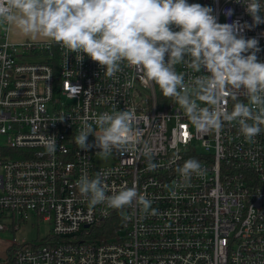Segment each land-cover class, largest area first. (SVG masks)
<instances>
[{
	"label": "built area",
	"instance_id": "built-area-1",
	"mask_svg": "<svg viewBox=\"0 0 264 264\" xmlns=\"http://www.w3.org/2000/svg\"><path fill=\"white\" fill-rule=\"evenodd\" d=\"M238 2L188 0L211 7L219 23L252 25L245 0ZM6 28L0 46V236L13 234L29 217L51 230L39 243L0 245V264H264V130L251 141L236 121L224 122L219 132H199L136 67L122 65L109 77L97 62L87 56L78 62L58 44L10 43ZM242 34L259 41L257 56L264 62V24ZM176 70L186 82L205 74L184 64ZM234 103L227 100L229 111ZM117 110L134 114L136 143L104 156L90 135L92 147H77L85 117L92 124ZM50 136L54 152L46 147ZM102 157L109 162H97ZM190 158L203 173L185 183L177 168ZM97 173L106 195L135 187L157 215L135 201L122 209L90 207L79 181Z\"/></svg>",
	"mask_w": 264,
	"mask_h": 264
},
{
	"label": "clouds",
	"instance_id": "clouds-1",
	"mask_svg": "<svg viewBox=\"0 0 264 264\" xmlns=\"http://www.w3.org/2000/svg\"><path fill=\"white\" fill-rule=\"evenodd\" d=\"M242 4L252 25H241L238 20L219 23L211 7L188 0H0V24L31 40L58 44L68 55L75 53L78 62L87 56L109 77L121 71L122 65L134 66L143 80L158 86L163 97L179 105L199 132H219L224 122L236 121L239 132L251 141L264 130V62L257 56L259 41L246 39L242 33L264 24V15L260 0ZM232 14V9L225 10L226 16ZM178 64L205 74L186 82L185 74L176 70ZM229 98L235 101L231 111L226 107ZM134 120L129 110L101 113L92 120L95 127L85 117L75 143L87 150L92 147L88 143L91 135L101 155L126 150L137 142ZM56 146L55 137L46 145L49 152ZM144 154L149 169L154 170L151 149L145 146ZM177 171L185 183L193 174L203 173L195 158L186 160ZM79 189L90 207L106 204L122 209L135 201L143 212L151 209L157 215L152 201L135 187L106 195L100 173L94 178L82 176Z\"/></svg>",
	"mask_w": 264,
	"mask_h": 264
},
{
	"label": "rangeland",
	"instance_id": "rangeland-1",
	"mask_svg": "<svg viewBox=\"0 0 264 264\" xmlns=\"http://www.w3.org/2000/svg\"><path fill=\"white\" fill-rule=\"evenodd\" d=\"M6 25L0 24V46L5 43L4 38H2V29H5ZM7 30V40L10 43H22L26 41H34L25 37L18 30L6 28ZM34 42H43L40 40H35ZM97 162L104 163L109 162L107 157L98 158ZM51 227L48 223L37 222L33 218H28L25 223H22L19 229L13 234L3 233L0 236V245L7 246L11 243H39L41 240L45 239L50 233Z\"/></svg>",
	"mask_w": 264,
	"mask_h": 264
},
{
	"label": "crops",
	"instance_id": "crops-1",
	"mask_svg": "<svg viewBox=\"0 0 264 264\" xmlns=\"http://www.w3.org/2000/svg\"><path fill=\"white\" fill-rule=\"evenodd\" d=\"M7 28H8V26H7ZM15 44V43H14Z\"/></svg>",
	"mask_w": 264,
	"mask_h": 264
}]
</instances>
